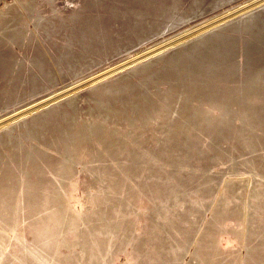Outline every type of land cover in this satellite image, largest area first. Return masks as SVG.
I'll return each mask as SVG.
<instances>
[{
	"label": "rangeland",
	"instance_id": "374dc122",
	"mask_svg": "<svg viewBox=\"0 0 264 264\" xmlns=\"http://www.w3.org/2000/svg\"><path fill=\"white\" fill-rule=\"evenodd\" d=\"M0 264H264V0H0Z\"/></svg>",
	"mask_w": 264,
	"mask_h": 264
}]
</instances>
